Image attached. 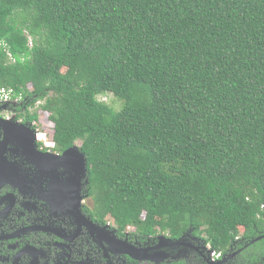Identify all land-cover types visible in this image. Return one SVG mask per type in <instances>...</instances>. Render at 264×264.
Listing matches in <instances>:
<instances>
[{
	"label": "trees",
	"instance_id": "trees-1",
	"mask_svg": "<svg viewBox=\"0 0 264 264\" xmlns=\"http://www.w3.org/2000/svg\"><path fill=\"white\" fill-rule=\"evenodd\" d=\"M0 86L85 153L100 218L264 264V0H0Z\"/></svg>",
	"mask_w": 264,
	"mask_h": 264
},
{
	"label": "flooded vegetation",
	"instance_id": "flooded-vegetation-1",
	"mask_svg": "<svg viewBox=\"0 0 264 264\" xmlns=\"http://www.w3.org/2000/svg\"><path fill=\"white\" fill-rule=\"evenodd\" d=\"M15 98L0 103V264H242L237 246L214 257L192 228L147 235L100 218L82 160L58 161Z\"/></svg>",
	"mask_w": 264,
	"mask_h": 264
},
{
	"label": "built area",
	"instance_id": "built-area-1",
	"mask_svg": "<svg viewBox=\"0 0 264 264\" xmlns=\"http://www.w3.org/2000/svg\"><path fill=\"white\" fill-rule=\"evenodd\" d=\"M11 55V54H10ZM13 95L16 96V100H22V95L17 96L13 88H7L0 86V103H11L13 100ZM40 102H38L39 104ZM37 138L40 141H43L47 147L52 146V140H49V133L47 131H41L40 129L37 132ZM55 148V144H54ZM222 251H213L212 255L218 257Z\"/></svg>",
	"mask_w": 264,
	"mask_h": 264
},
{
	"label": "water",
	"instance_id": "water-1",
	"mask_svg": "<svg viewBox=\"0 0 264 264\" xmlns=\"http://www.w3.org/2000/svg\"><path fill=\"white\" fill-rule=\"evenodd\" d=\"M60 158V159H57ZM56 159L59 161H65V162H72L75 161L77 159H81L82 160V169L84 172L87 171L88 169V162H87V157L85 155V153L79 148V146L74 145L72 147H69L67 149L64 150V153L61 157H57ZM56 161V160H55ZM254 242V241H252Z\"/></svg>",
	"mask_w": 264,
	"mask_h": 264
},
{
	"label": "rangeland",
	"instance_id": "rangeland-1",
	"mask_svg": "<svg viewBox=\"0 0 264 264\" xmlns=\"http://www.w3.org/2000/svg\"><path fill=\"white\" fill-rule=\"evenodd\" d=\"M99 99L101 101H104L106 103H108L109 105L113 106L115 109H120L121 106H122V101H120L119 99L115 98L113 94H106V95H100L99 96ZM37 104H35L34 106H32V108H34ZM49 122H46L44 119H43V122H42V125L44 127V131H49V127H48V124ZM41 130V128H40ZM51 132V131H49ZM53 138L49 137V140H52Z\"/></svg>",
	"mask_w": 264,
	"mask_h": 264
}]
</instances>
